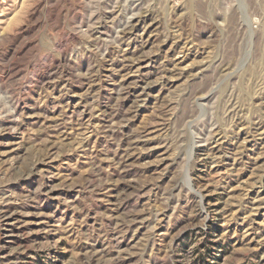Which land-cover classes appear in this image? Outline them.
<instances>
[{
    "label": "rangeland",
    "instance_id": "1",
    "mask_svg": "<svg viewBox=\"0 0 264 264\" xmlns=\"http://www.w3.org/2000/svg\"><path fill=\"white\" fill-rule=\"evenodd\" d=\"M0 264H264V0H0Z\"/></svg>",
    "mask_w": 264,
    "mask_h": 264
}]
</instances>
